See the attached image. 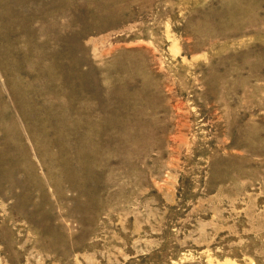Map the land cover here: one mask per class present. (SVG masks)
<instances>
[{
    "label": "rangeland",
    "instance_id": "374dc122",
    "mask_svg": "<svg viewBox=\"0 0 264 264\" xmlns=\"http://www.w3.org/2000/svg\"><path fill=\"white\" fill-rule=\"evenodd\" d=\"M0 264H264V0H0Z\"/></svg>",
    "mask_w": 264,
    "mask_h": 264
}]
</instances>
